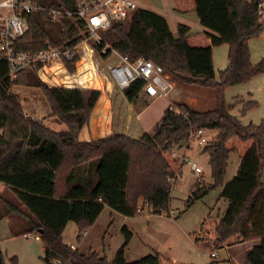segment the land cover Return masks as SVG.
Masks as SVG:
<instances>
[{
  "label": "trees",
  "instance_id": "obj_1",
  "mask_svg": "<svg viewBox=\"0 0 264 264\" xmlns=\"http://www.w3.org/2000/svg\"><path fill=\"white\" fill-rule=\"evenodd\" d=\"M33 1L73 8L79 0ZM174 3L177 12L195 11L200 25L208 31L190 32L189 26L179 23L174 35L164 16L138 7L128 21L113 23L103 31L109 43L105 52H100L106 45L103 41L94 44L95 49L102 58L114 49L130 59L139 56L151 59L175 80L211 88L213 108L199 110L183 102L176 103L181 112L175 113L168 107L153 133L131 138L111 132L84 140L81 132L88 125L99 91L47 86L37 77L39 63L19 70L13 81L0 87V183L14 197L3 200L0 219L12 214L27 219V228L21 232L35 231L39 235L44 264H54L55 260L59 264H193L173 261L159 252L126 260L125 249L132 237L126 226L121 228L123 242L111 260L94 251L80 253L62 238L68 222L75 223L80 237L106 207L124 216H135L139 197L151 204V214L168 211L175 173L169 169L163 152L186 144L193 128L215 131L202 153L208 156L212 187L221 185L220 197L227 206L221 217L204 218L198 229L189 233L190 239L210 253L222 248L223 243L259 239V244L247 252L246 259L249 264H264V185L260 182L264 119L258 124H243L232 109L241 104L245 112L255 107L256 102L239 98L231 104L224 101L227 86L246 83L264 72V59L252 64L248 46L249 38L264 29L256 18V0H174ZM74 22L75 19L66 17L53 22L45 12L30 13L20 49L39 50L46 42L70 48L83 39ZM222 44L228 45V62L216 79L212 50ZM65 65L70 72L75 71L71 63L65 61ZM15 85L42 89L52 113L39 119L29 117L10 90ZM142 85L143 80L134 81L123 90L126 98L132 101ZM47 119L49 124L45 123ZM231 152L238 154L239 165L235 176L223 183ZM135 169L138 189L131 190ZM210 189L198 183L187 199L188 205ZM11 260L17 264L15 257ZM213 263L216 262L209 264ZM0 264H5L1 251Z\"/></svg>",
  "mask_w": 264,
  "mask_h": 264
},
{
  "label": "rangeland",
  "instance_id": "obj_2",
  "mask_svg": "<svg viewBox=\"0 0 264 264\" xmlns=\"http://www.w3.org/2000/svg\"><path fill=\"white\" fill-rule=\"evenodd\" d=\"M135 1L139 7H145L164 15L174 35L177 33V23L182 22L184 19H187L186 24L190 26V32L200 30L201 26L195 11L190 12L187 16L182 15L174 9V0ZM100 37V42L103 41L106 44V50L109 44L106 34L102 32L100 33ZM90 46L91 51L97 55L95 45L90 43ZM248 46L252 64H256L261 59H264V29L258 35L249 38ZM227 56V44H222L215 47V49L213 48V68L216 79L219 78V71L227 65ZM81 65V61L77 63L79 70L82 68ZM168 76L174 84V89L167 99L163 97L151 98L140 91L142 97L139 98L140 102L145 104L147 100L148 103L146 104H149V108L145 113L146 115L152 113L159 118L163 108H165V105H169V103L176 104L183 102L199 110L214 107V94L211 88L189 85L175 80L169 74ZM37 77L47 86L60 87L51 77L48 78L40 72L37 73ZM11 91L17 95L24 113L29 117L39 119L52 113L42 89L15 85L11 88ZM236 98L242 99L244 102L248 100L256 102L255 107L245 112H242L241 104H236L232 109V113L243 124H258L264 119V72L253 76L246 83L227 86L224 91L225 103H234ZM45 123L49 124L50 120L47 119ZM207 133H209L211 139L215 131L208 130ZM185 146L188 150L178 148L175 149L176 153H183L185 151L189 159L195 161L203 172L200 177L194 175L187 163L183 164L179 159L172 158L166 152H163V156L169 164V169L175 173V177L171 181L172 188L170 190L168 211L160 214H151L150 211H143L130 217L107 209L101 214L94 225L86 228L87 234L85 236L80 235V237H77V226L73 222L69 223L62 237L63 242L68 245L73 244L80 253L85 254L89 251H94L99 255H105L108 260H111L116 249L123 242L121 228L126 226L132 235L124 253L125 259L128 261L140 258L148 253L159 252L177 262L209 264L215 261L216 263L213 264H249L246 259L247 252L245 253L246 245L239 241L235 240L231 243H223L222 248L228 247V251L221 248L214 250L213 252L216 256L211 257L209 250L200 248L190 239L189 233L196 231L204 218L221 217L227 203L220 197L222 191L221 185L212 187L213 180L210 176L207 154L202 153V148L195 146L193 142L187 141ZM239 161L238 154L231 152L223 177V183H226L235 176ZM133 174L134 183L131 190H137L138 172L136 169ZM200 182L207 187H211V189L206 195L195 200L192 205H188L187 199L196 190ZM6 199L14 200V197L10 190L4 187L2 190L0 189V212H4L3 200ZM140 199L143 200L144 197L138 198L137 205ZM20 209L22 210L23 208L20 207ZM26 220L21 214H12L0 219V251L5 264H13L12 257H15L17 264H44L43 243L40 238H35L37 233L30 231L27 236H23L22 234L25 228H27Z\"/></svg>",
  "mask_w": 264,
  "mask_h": 264
},
{
  "label": "built area",
  "instance_id": "obj_3",
  "mask_svg": "<svg viewBox=\"0 0 264 264\" xmlns=\"http://www.w3.org/2000/svg\"><path fill=\"white\" fill-rule=\"evenodd\" d=\"M138 7L135 0H79L73 8L42 5L33 0H0V87L6 81H13L19 70L30 64L39 63L37 73L51 77L60 87L73 88L76 78L66 67L65 61L74 66L85 54L84 45L91 47L90 43H100V33L109 29L113 23L128 21ZM255 11L258 22L264 25V0H256ZM41 12H45L53 22L63 17L75 19L74 25L79 30V35L83 36L81 42L70 48L46 42L45 47L39 50H21L20 39L28 29V15ZM100 52H105V47ZM100 52L97 51L99 58ZM109 55L118 57L117 61L105 65L109 80L116 89L123 91L134 81L141 79L143 80L141 91L147 96L152 98L170 96L174 84L160 64L141 56L130 59L114 49ZM76 57L78 60L75 61ZM99 58L95 59L96 65ZM169 108L175 113L181 112L175 104H170ZM207 132L208 129L205 128L191 129L188 142H193L195 146L203 149L210 140ZM185 145L174 146L167 155L179 159L183 164L187 163L192 173L200 177L203 172L201 167L190 160L185 151L183 153L175 151L178 148L187 150ZM140 201L136 212L138 214L143 211L149 212L151 204L146 199ZM86 234L87 231L84 230L81 236ZM35 238H39V235ZM69 246L75 248L73 244ZM210 255L213 257L214 253ZM54 264H59V261L55 260Z\"/></svg>",
  "mask_w": 264,
  "mask_h": 264
},
{
  "label": "crops",
  "instance_id": "obj_4",
  "mask_svg": "<svg viewBox=\"0 0 264 264\" xmlns=\"http://www.w3.org/2000/svg\"><path fill=\"white\" fill-rule=\"evenodd\" d=\"M192 11L183 12L181 14L187 16V14H190V12ZM165 19L167 20L166 17ZM186 20L187 19H184L182 20V22H178L177 24L180 23L188 26V24H186ZM199 29L208 31V29L203 26H201ZM171 32L173 33L172 30ZM84 49H85V54L87 56L84 54L85 56L81 57V59H79L74 65L75 71L73 72V74L75 75L76 79L74 84L75 86L73 88L97 90L99 91V97L90 113L88 125L81 132V138L84 140L97 139L111 132L122 133L131 138H138L144 133H153L157 125H159V123L161 122V118L163 116L164 111L169 107L171 103H169V105L167 106L165 105V108H163L161 116L159 118L158 116H154L152 113L150 115H146L145 113L149 108V104H146L148 103L147 100L145 104L140 102L139 98H142L141 97L142 91L139 92L138 95L132 101H129L124 95V92L112 86L109 80L105 65L117 61L118 57L109 55L106 58H101V57L99 58L97 57V55H95L93 51H91V47L84 45ZM96 58H99L97 65L95 61ZM112 58L114 59L112 62H110ZM80 61L82 62L81 65L82 68L79 70L77 67V63ZM212 63H213V50H212ZM142 104H144V106H142ZM89 173L91 174L92 179H94L92 170ZM79 176L81 175L79 174ZM3 188L4 185L0 183V189L2 190ZM107 209H108L107 207L104 208L101 214ZM101 214L99 215V217L101 216ZM99 217L95 220V222L99 219ZM95 222L92 225H94ZM69 223L71 222H68L66 224V227L69 225ZM259 242H260L259 239H253V240L243 241L241 243L246 245L245 248V253H246L253 246L259 244ZM221 249L227 250L228 247H224ZM214 256H216L215 253Z\"/></svg>",
  "mask_w": 264,
  "mask_h": 264
},
{
  "label": "water",
  "instance_id": "obj_5",
  "mask_svg": "<svg viewBox=\"0 0 264 264\" xmlns=\"http://www.w3.org/2000/svg\"><path fill=\"white\" fill-rule=\"evenodd\" d=\"M182 144L183 143H181V145ZM260 182H261L262 185H264V163H263V167H262V170H261Z\"/></svg>",
  "mask_w": 264,
  "mask_h": 264
}]
</instances>
